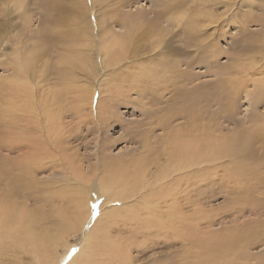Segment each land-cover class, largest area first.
Listing matches in <instances>:
<instances>
[{"label": "rangeland", "instance_id": "1", "mask_svg": "<svg viewBox=\"0 0 264 264\" xmlns=\"http://www.w3.org/2000/svg\"><path fill=\"white\" fill-rule=\"evenodd\" d=\"M234 1L242 7L229 6L224 11L227 14L226 21L215 28L212 38L215 55H211L198 52L193 45L187 49V43H184L186 34L181 33L183 26L168 20L164 16V9L168 5L172 8L180 3L186 4L189 9L194 2L206 14H219L223 10L221 2H226L224 0H0V171L3 168L5 174H10L0 177V186L8 184L20 190L22 195H18V201L27 203L25 210L34 215L36 227L45 232L51 229L49 234L58 235L56 250L50 254L53 255L54 263L59 261V264H69L75 258L87 232L100 215L104 216L106 210L110 212L119 207L118 212H122V203L104 205L107 196L99 190L89 198L88 218H85L83 209L77 212L76 203L79 199L86 201L93 191L94 182L100 180L98 175L120 182L121 175L127 170L131 172L137 161H150L152 157L149 150L160 147V139L165 135V130L158 126L161 119H170L176 111L182 112L170 125V131H177L179 127L189 131L192 127L211 122L212 130L229 138L254 132L257 127L255 123L264 125V51L260 52V48L264 50V0ZM169 22L175 26L168 27ZM124 23L135 26L143 36L139 45H133L134 50H139V57H129L133 50L131 48L120 66L111 62L113 69H110L111 66L106 68L103 63L111 58L106 55L104 61L105 56L98 53L102 52V45L110 39L107 32L112 29L115 33H123ZM159 37L167 41L166 47L176 48V51L166 59L167 65H150L147 59L152 54H145L146 47L155 45ZM183 48L189 50L187 54ZM21 55L31 66L27 67L25 78L23 74L18 78L23 80L20 83L32 89L34 103L42 98L43 101L48 100L46 105L38 103V114L43 116L34 114L36 125L28 113L24 116L25 122L30 121L32 129L33 125L35 128L40 126V122L55 123L51 120L53 118L47 119V114L58 116L59 121L54 124L53 131L62 136L58 138L53 132L51 142L56 138L55 145H42L41 155L38 154L41 160L31 169L24 168L23 164L17 167L19 161L24 164L26 161L19 159L18 153H9L3 147L4 140L14 142L19 137L17 131H23L22 128L16 129L11 137L7 129L10 121L4 119L5 110L1 108L4 102L12 98V104L27 100L25 94L22 98L16 96V84L11 82V78L16 76L14 63ZM241 60L249 74L248 85L244 88L253 98L246 97L244 89L235 88L233 84L230 87L229 84L230 75ZM146 66L156 71L157 84H153L149 77L148 80L144 79ZM227 103L229 105L226 107ZM17 115L20 116L18 112ZM185 115L188 120L191 116L201 120L190 124V127ZM41 131L38 129V135L49 139L50 134ZM258 132H254V135L264 139V131ZM20 135L26 138L22 133ZM261 138H258L260 141L257 140V144L249 145L248 152L251 153L239 151V154L234 153L238 155L236 158L230 155L232 152H228L227 157L223 156L219 160L223 165L217 168L221 177H226V169L242 173L243 177L234 183L216 184L215 181L214 184L202 185L195 176L194 180L189 178L192 181H184L183 185V188L188 187L190 198L198 200V208L206 212L209 218L199 228L193 229L201 231L204 243L211 242L215 234L224 231L231 233L234 228L239 232L231 234L238 233L235 236L241 237L236 241L239 244L242 241L245 243L244 237H250L251 249L238 253L239 261L238 258L235 260L241 264H256L258 261L257 264H264V141ZM17 146L15 142L11 147ZM35 151L37 148L31 156L36 155ZM76 170L82 173L81 177L78 178ZM127 182L132 181L125 177L121 183ZM189 183H194L195 188H190ZM234 200L237 205L251 201L256 205H250L254 208L252 211L241 208L230 210V202ZM70 212L76 214L65 225L69 227L68 230L57 233V228L64 224ZM120 219L102 225L100 231L108 233L101 237L107 240L106 243L99 248L96 243L91 245L94 246V249L91 248L97 262H102L103 250H111L109 258L115 261L113 253L123 254L127 258L125 263L130 264H152V260L166 259L168 262L165 264H217L220 261L204 257L189 260L187 254L193 250L192 244H185L184 240L182 245L180 241L174 243L173 236L164 238L151 233L147 236L149 233L136 221ZM101 220L96 224L97 229ZM208 221H211L209 229ZM100 241L103 242V239ZM197 250L199 252V248H196L193 253ZM248 255L249 260L245 261ZM14 261L10 255H0V264H15Z\"/></svg>", "mask_w": 264, "mask_h": 264}, {"label": "bare ground", "instance_id": "2", "mask_svg": "<svg viewBox=\"0 0 264 264\" xmlns=\"http://www.w3.org/2000/svg\"><path fill=\"white\" fill-rule=\"evenodd\" d=\"M224 1L226 2H221V8L223 10L219 14H216L215 12L206 14L203 12V10L198 8L197 4L194 5V2H192V8L189 9L187 8V5L184 3H180L179 5L177 4L176 7L172 6V8H170V5L166 6V8L164 9V16L167 17L168 20H171V22L174 21L175 24H178L179 26L181 24L183 26L181 27V33L186 34V37H184V39L187 40H185L184 43H187L186 44L187 49L190 47L189 45L191 46L193 45L192 47L195 48L198 52L201 51L204 54L210 53L211 55H215L214 53L215 51L214 49H212L215 47L212 38L216 31L215 28L220 27L221 25L224 24L223 22L226 21L224 19L227 17V14L224 11L228 9L229 6L231 7L237 6L239 7L238 9H241L242 7L241 5L236 4L234 0H224ZM243 8H245V6H243ZM185 13H187L186 16ZM241 13H243V11ZM171 22H169L168 27L170 25L171 27L175 26V24H170ZM127 24L128 23H124L123 25L124 32L120 34L115 33L114 30L110 29L111 32L110 31L107 32L108 33L107 35H110L109 41L105 42L102 45V47L100 46L102 52L98 54L100 56L102 55L103 57L105 56L104 61H106V55H108L111 58L110 59L111 61L109 60L103 63L106 66V68H109L111 66L110 69H113L111 62L116 63L118 66H120V63L126 60V57L128 55L126 54V52L131 48L133 49L134 44H138L139 41H143L142 39L143 36L139 34V30L135 28V26L133 25L128 26ZM240 24L242 25L241 22ZM201 25H203V27ZM211 30H213V33H211ZM242 31L244 32L245 30ZM165 42L162 41V38L159 37L155 45L151 47H146L147 49L145 48L146 49L145 54L147 53L152 54L151 57L148 56L149 58L147 59L150 65L155 63L160 66L161 64L167 65L168 62L166 61V59L168 60V57L174 55L176 48L169 49L170 47L165 46ZM186 48H183V51H185V53L187 54L189 50H187ZM138 51L133 49L132 54L129 57H131V59H133L134 57L138 58L140 53ZM262 51L264 50L260 48V52ZM28 66H31V64L30 63L28 64L26 59L24 60L22 55L18 60L16 58L13 68V70L16 73V76L15 77L13 76L11 78V82L16 84L15 86L17 88L15 89L16 96L20 95L22 98V95L25 94L27 96V100H24L21 103L18 102V104L16 103L12 104L10 102L13 100L12 98L9 102H4L3 104L4 109L3 106L1 108L2 110H5L4 119L10 121L8 125L9 128L7 129H9L11 137L14 135L16 129L18 130L19 128L20 130L21 128L23 129V131L20 132L17 131L19 134V137H17L18 140H15L14 142H11L10 139L8 141L4 140L3 147H5V151L9 153H18L19 155L18 158L26 161L25 164L22 161H19V163L16 162L18 163L17 167H20L19 165H21V167L24 165L25 166L24 168L31 169L30 168L31 166L38 165L39 163L37 162H40L41 160L38 157V154L41 155L40 149L42 145H45L46 143H51L52 146L55 145L56 138L54 142H51L53 132H55L58 138L62 136L60 133L57 134L56 131H53L54 124L59 121V118H57L58 116L54 117L53 115L50 116L49 114H47L48 115L47 119L49 120L53 118L51 120H53L55 123H52V121L50 123L40 122L41 123L40 126H37L35 128V126L33 125L32 129L30 128L31 126V124H29L30 121L25 122L26 118H24V116L26 115V113H28L31 116L30 120L32 119V122L36 125L37 118L35 119V117H33L34 114H36L39 117L43 116V115L41 116V113L38 114L39 113L38 103L41 102L42 104L45 105L48 104V100L44 99L43 101L42 100L43 98L41 99V101L39 100L38 102L34 103L35 95L32 89L28 86L24 87L20 83V81L23 80H20L18 78L20 77V75L22 76L23 74L24 76L27 73ZM121 67H125V66L121 65ZM145 70L147 72H145L146 74L144 75V79L148 80L149 77L152 79L153 84L156 83V76H155L156 71L152 68H149V66L148 67L146 66ZM116 72L117 71H114V73ZM161 75L162 74H160V76ZM248 75H249L248 70L244 69L242 60L239 61L236 64L235 70L230 75L231 76L230 77L231 83H229L231 84L230 87H232L233 84L234 85L233 87L242 88L245 90L244 87L248 85V80H249ZM245 93H246V97L249 98L252 97V94H250L248 90H245ZM80 100H81L80 101L81 104L82 98ZM152 100L153 99H151V102ZM257 102L259 104V101ZM228 105L229 104L227 103L226 107ZM226 107L224 108L225 111H226ZM77 110L79 111V108ZM165 111L167 112V110ZM17 112L20 114V116L17 115ZM181 114L182 112L176 111L170 119H168L167 117L166 119H161L160 121L158 120L159 121L158 126L160 127V129L165 130V135H163V137L160 139L161 141L160 147L151 148L152 150H149L152 157L150 161L144 162L143 159L141 162L137 161L136 166L132 167L133 170L131 172H128L127 170L125 173H123V175H121L120 182L113 180L108 176L101 177L98 175L97 178L100 180L94 182L92 189L93 191L91 192L89 191L90 194L87 197L86 201L82 202L79 199L78 203H76L77 212L79 211V209H83L85 212V218H88L89 198H91L94 192H97L99 190L98 192H101L102 194L107 196L105 202H103L104 205L118 202V203H122L124 207L122 208L121 213L118 212L119 207H115L110 212L106 210L107 212L105 211L103 217L102 215L99 216V218L95 221V224L92 226V229L88 232L86 230L87 236L85 239H83L79 252L76 254L75 258H73L69 264H99L100 262H97L94 259L95 257L93 253L94 246L91 245L93 243H96L95 244L96 247L99 248L101 244L107 242L106 239L101 237L104 235H108V233L106 234L105 232L100 231L101 227L102 225H105L106 222L117 218L118 219L121 218L123 219V221L124 220L127 221L130 220V222L136 221L140 225V227L143 228V230L149 233L147 236H149L150 233L151 235H157L161 237L164 236V238L168 236H173L172 240L174 243H177L179 241L181 243L184 240L183 242L185 244L186 243L192 244L193 250L199 248V252L198 250L195 253H193V250L188 251L189 254H187V256H190L189 260L190 259L195 260V258L204 257L203 259H207V260L210 259L212 261L213 260L222 261V263H219L220 262L219 261L217 264H241L239 262H236L235 260L238 258V253L241 254L246 249L252 246V243L249 242L250 237L249 238L244 237L245 243H243L244 241L240 240L242 242L241 244H239L238 243L239 241L238 242L236 241L241 239V237L239 235L235 236L238 233L235 235L231 234L237 230L236 228H234L233 232L229 233L227 231H224V233L215 234L214 237H212L213 239L211 242L206 241L204 243L202 241L201 231H197L193 229L199 228L201 223H205L204 220L209 218L206 217V212L198 208L199 207L198 200L195 199L194 197L190 198V195L188 193L189 192L188 187L183 188V185L185 182L186 183L190 182L189 180L191 179L194 180L195 176L198 177V180H200L199 184L202 185H208L210 183L214 184L215 181H217L216 184L218 183L232 184L234 183V181H236V179L243 177L242 173L239 170L234 171L230 169L225 170V172H227L226 177H221L219 175L220 172L217 170V168H221L223 167V165L220 163L219 160L221 159V157L226 156L228 152L230 153L232 152L230 154L231 156L232 154L233 156L235 154H239L238 153L239 151L242 152L244 150H247L248 152V148H250V146L255 143L257 144L258 143L257 140H259L258 138H261L260 136H255L254 132L264 131V127H263L264 125L255 123L257 124V127L255 128L254 132H249L247 134H242V135L239 134L238 136L235 135L234 137L229 138L228 135L222 136L221 132L218 133V131L212 130L213 126L210 125L211 122H209L208 124L206 123L205 125L199 127H192L191 125L195 124L196 121H200L201 119L198 118L197 116L196 117L189 116L190 119L188 120L187 116L185 115V117L187 118V125L189 126L191 124L190 127H192L193 129L189 131H185L179 127L177 131L176 130L174 132L170 131V127H171L170 125L175 120H177ZM14 119L16 120L12 122V120ZM38 129L39 131L42 130L45 133L50 134L49 135L50 137L48 136L49 139H47L48 141L43 137V135L41 136L38 135ZM20 133H22L26 138H22ZM262 140L264 141V139ZM15 142L18 143V146L12 149L11 146H13ZM150 144L152 145L153 143ZM36 148H37V151H35L36 155L31 156L32 151H34ZM248 153H244V154H248ZM235 156H237L236 158H238V155ZM151 168H154L155 171H153ZM1 171L2 174L0 175V177L3 174L4 176L10 175L9 173L5 174L3 168ZM81 174H82L81 172L78 173V178L82 176ZM125 177H128V179L131 180L132 182H127L126 184H122L121 182L124 181ZM188 185L190 188H195L194 183L193 184L189 183ZM225 187H228V185ZM20 194H21L20 190L11 188L8 184H6L4 187L0 186V255H3V253L5 254V256L10 255V257H12L13 260H15L14 261L15 264H59V261L54 263V260L52 258L53 255L52 256L50 255L57 246L56 244L57 241L59 240L58 235H56L55 233L53 235L49 234L48 232L51 229L48 232L47 231L45 232L44 230L36 227L34 215L31 214L30 210H29L30 214L28 213L27 210H25L26 209L25 205L27 203L25 201L23 202L21 201L22 203L18 201V199H20L18 195ZM85 194H87V192ZM132 200H134V203H132ZM254 204H255L254 201H251L249 203L241 202L240 204H238L239 205L238 207L237 201L234 200L232 203L230 202L231 207L229 206V208L230 210L241 208L244 209L245 211L248 210L252 211L254 208H251L250 205H254ZM75 214L76 212H70L67 217L65 216L67 220L64 222L63 225L60 224L56 232L57 233L66 232L69 227L67 228L65 227V225L70 221L71 216L74 217ZM196 214L198 216H196ZM189 216H193V217H189ZM101 217L104 219L101 220L102 219ZM98 220H101L99 229L96 228V224L98 223ZM207 224H208L207 228L209 229L211 225V221H208ZM101 239H103V242L100 241ZM206 244L207 246H205ZM180 245H182V243ZM91 247H93V249ZM200 249L201 251L203 250V252H201ZM115 251H117V248H115ZM247 251L248 250H246V252ZM111 252H112L111 250L108 251L103 250L102 255L101 253H99V255L104 256L100 264H115V263L130 264L128 262L125 263V261H127V258L125 259V256L123 254L119 255L113 253L114 258H116V261L110 259L109 256ZM82 255L85 256L82 257ZM252 257L253 256H251V258ZM245 258H247L245 259V261H248L249 255ZM242 259L244 260L243 254H242ZM261 259L263 258L261 257ZM237 261H239V258ZM151 262L152 264H159V262L160 264H165L168 262V259L164 261L152 260ZM258 262H256V264Z\"/></svg>", "mask_w": 264, "mask_h": 264}]
</instances>
